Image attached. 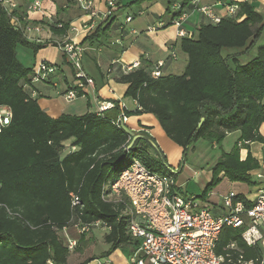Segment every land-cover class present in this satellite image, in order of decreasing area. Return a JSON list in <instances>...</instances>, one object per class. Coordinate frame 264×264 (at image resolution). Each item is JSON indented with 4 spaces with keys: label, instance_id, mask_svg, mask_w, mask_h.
Listing matches in <instances>:
<instances>
[{
    "label": "trees",
    "instance_id": "16d2710c",
    "mask_svg": "<svg viewBox=\"0 0 264 264\" xmlns=\"http://www.w3.org/2000/svg\"><path fill=\"white\" fill-rule=\"evenodd\" d=\"M173 5L169 0L166 16L160 19L167 22L166 28L188 3L183 2L180 12L174 11ZM238 7L235 17L224 18L217 25H202L194 38L180 39V49L188 58L182 75L153 78L155 65L142 64L128 74L117 64L111 65L110 70L117 72L116 81L127 85L125 98L136 102L135 112L117 104L104 113L53 119L27 93L34 69L26 67L17 52L23 47L37 54L48 44L29 41L11 25L0 5V109L11 112L9 125L0 123V264H70L74 254L82 257L94 242L83 237L75 252L68 251L60 232L77 223L100 222L111 229L104 236L109 249L101 258L134 248L127 221L121 217L123 206L104 199L108 189L134 160L154 173L177 176L149 136L139 133L144 138L137 140L132 150H125L132 139L116 125L122 114L155 116L164 134L183 149L184 159L200 139L221 148L229 134H240L232 151L222 152L212 168V181L198 196L203 202L221 182V175L233 183H253L250 172L260 165L251 154L242 161L240 151L264 141L260 135L264 124V44L244 64L239 57L224 58L222 53L246 48L251 40L254 45L261 37L264 18L247 2ZM59 25H50L52 31L65 35L68 27ZM107 31L108 27H99L82 45L102 46ZM67 142L70 145L66 146ZM130 156L133 160L126 163ZM74 198L79 201L76 206ZM238 200L251 205L243 197ZM243 232L225 228L216 255L233 264L241 258L245 262L261 259L262 248L248 246ZM84 258L77 264L97 260L95 256Z\"/></svg>",
    "mask_w": 264,
    "mask_h": 264
},
{
    "label": "crops",
    "instance_id": "0c3cea01",
    "mask_svg": "<svg viewBox=\"0 0 264 264\" xmlns=\"http://www.w3.org/2000/svg\"><path fill=\"white\" fill-rule=\"evenodd\" d=\"M30 1L19 0L21 11H26ZM92 1L94 3V15L84 12L79 6L78 0H43L42 11L30 14L29 20L43 27V32L40 35L33 34V37L43 40L44 44H48V46L34 54L32 60H30L31 52L29 50L18 47V58L26 67L33 69L37 64L47 62L57 68L56 73L50 77L49 81L31 82L26 88L30 97L36 100L41 109L53 119L63 115L82 117L87 114H96L99 113V108L103 104L114 107L118 104L121 109L135 112L137 109L136 102L130 98H125L127 85L116 81L117 72L110 70L111 65L117 64L120 67H125L139 62L141 65L154 66L160 61H165L162 75H182L188 63L187 55L180 49V39L176 35V27L171 26L156 32L149 31L151 26L166 16L169 0H144L142 2H136L138 0H117L120 6L115 8L111 18L107 15L106 0ZM173 1V6H181L183 2L187 1L186 10L189 12L190 18L186 24V29L194 34L200 26L209 24V21L203 15L193 10L195 6L211 7L218 16L229 18L230 6H238L240 3L247 2L264 18V0ZM130 18L131 21L128 22L127 20ZM52 24L67 26V33L59 35L53 32L50 26ZM101 26L108 27L106 36L102 37L104 38V44L102 46H98V44L94 46L82 45L84 39L95 33ZM263 38L264 28L260 39L254 45H252L253 40H251L246 48L226 49L222 55L224 58L236 56L241 60L243 56H249L251 52L256 50L261 45L260 41ZM69 40H73L85 49L83 68L89 77L95 81V86L88 87L84 97L76 98L74 101H68L62 96L74 81V72L66 64L64 54L59 47L60 44H64ZM54 44L58 46H54ZM251 45L252 47H250ZM20 48H22L21 51H19ZM172 52L177 57L174 61L170 59ZM26 62L29 65H26ZM126 127L136 133L149 136L163 156L166 157L168 165L176 173V176L181 172L182 167L184 168V151L164 134L165 132L155 116L144 114L129 117ZM260 135L264 139V124L260 127ZM239 137V133L233 132V134L227 136L222 145L231 138H234L235 145ZM65 145H70V142ZM211 146L213 148L218 147L215 144ZM233 147L231 145L229 150L223 152L229 153ZM249 154L260 165L257 170L250 172L253 183L250 186L233 183L221 175V182L215 187L216 190H212L205 202L202 201L205 207L208 206L213 209L211 212L214 216L218 217L226 212L224 198L231 193L243 197L252 204L257 195L264 192V141L262 143L254 142L249 144L248 147L241 148L240 157L242 161H245ZM178 169H180L179 173L177 172ZM210 176H212V172ZM178 185L182 191L183 186L179 183ZM87 239L94 241L95 237L91 235ZM92 244L93 248L96 245L95 241ZM108 249L109 246L106 244V248L102 249L101 254L97 255L90 253L88 249L82 254L83 258L79 256L74 259L73 256L69 263L77 264L83 261L84 257L91 256L101 259ZM129 254H131V249H129ZM129 258L130 255L127 257L119 249L107 259L110 264H130ZM95 261L89 264H96ZM49 264L53 263L50 262Z\"/></svg>",
    "mask_w": 264,
    "mask_h": 264
},
{
    "label": "built area",
    "instance_id": "2783aa9c",
    "mask_svg": "<svg viewBox=\"0 0 264 264\" xmlns=\"http://www.w3.org/2000/svg\"><path fill=\"white\" fill-rule=\"evenodd\" d=\"M78 3L84 12L94 15L92 0H78ZM0 5L14 28L22 31L29 41L44 44L43 40L33 37V34L40 35L43 27L29 20L30 14L42 11L43 0H31L25 14L20 13L19 0H0ZM115 8L117 0H110L107 15H112ZM172 8L176 12L182 10L179 5ZM193 10L203 15L210 24L217 25L225 18L218 16L211 7L195 6ZM238 10V6H230L229 17H235ZM189 18L190 14L185 10L172 21V26L177 28L176 35L179 39H192L195 36L186 29ZM127 21L130 22L131 18ZM166 27L167 22L159 20L149 31L156 32ZM59 47L66 64L74 72L73 84L62 96L68 101H74L84 97L87 88L95 86V81L84 71L83 60L86 52L80 44L69 40ZM176 58L172 52L170 59L174 61ZM140 66L137 62L122 67V71L128 74ZM164 66L165 61L158 62L152 77L159 78ZM33 69V82L49 81L57 71L54 65L47 62H41ZM113 107L103 104L99 113ZM128 118L122 114L116 120V125L120 128L126 126ZM10 120V110L1 108V125H9ZM180 189L175 177L154 173L139 160H134L110 186L104 199L108 203L123 206L121 217H125L128 233L136 243L131 250L130 264H233L231 260L226 261L224 257L216 255L217 244L225 228L244 229L242 238L245 243L250 247L260 246L263 250L261 259L245 262L241 258L236 264H264V192L257 195L250 207H247L244 201L238 200L235 193L229 194L224 198L226 212L216 217L198 196L185 195ZM78 204V199L74 198L73 205ZM98 228L111 231L107 225L100 222L92 225L77 223L63 229L60 237L68 251L73 253L80 240L83 237L89 238ZM107 258L97 259L95 263L110 264Z\"/></svg>",
    "mask_w": 264,
    "mask_h": 264
},
{
    "label": "rangeland",
    "instance_id": "374dc122",
    "mask_svg": "<svg viewBox=\"0 0 264 264\" xmlns=\"http://www.w3.org/2000/svg\"><path fill=\"white\" fill-rule=\"evenodd\" d=\"M260 44H264V38L260 41ZM260 46V45H259ZM22 48H20L19 51H21ZM31 52V51H30ZM29 52V53H30ZM30 60L34 58V54L30 53ZM256 56V50L250 53L249 56H243L241 58V63L244 64L252 60ZM29 65L28 62H26V65ZM234 146V138L229 139L227 142H225L223 147H217L213 148L211 144H209L207 141L200 139L198 140L193 146H191V149L187 152L186 157L184 159V168L182 167L181 172L179 173L180 169L177 170L179 173L177 175V182L183 186L182 192L186 195H195L200 196L204 192L205 188L208 186V184L212 181V176H210L212 172V168L215 166L217 161L219 160V156L222 154L223 151L229 150L230 146ZM195 147V148H193ZM133 160V157L130 156L126 163H130ZM213 190H216V188H213ZM208 207V206H207ZM210 211L213 209H210ZM107 233V231L103 228L96 229L92 235L95 237V246L90 250V253L92 254H101L100 252L102 249L106 248V243L104 236ZM123 251V253L129 257V249H120ZM75 259V254H74Z\"/></svg>",
    "mask_w": 264,
    "mask_h": 264
},
{
    "label": "water",
    "instance_id": "95a60500",
    "mask_svg": "<svg viewBox=\"0 0 264 264\" xmlns=\"http://www.w3.org/2000/svg\"><path fill=\"white\" fill-rule=\"evenodd\" d=\"M203 123V121L201 122V124ZM200 124V126H201ZM122 129L131 137V142L128 145V147L125 149L126 151L132 150V147L134 146L135 142L139 139H143L144 137L141 136L139 133H136L134 131H131L130 129H128L125 125L122 126ZM152 143V141H150Z\"/></svg>",
    "mask_w": 264,
    "mask_h": 264
}]
</instances>
